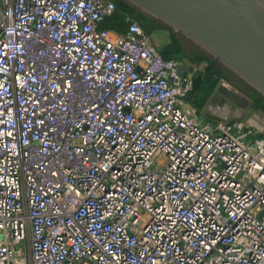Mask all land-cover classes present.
Wrapping results in <instances>:
<instances>
[{"label":"built area","instance_id":"built-area-1","mask_svg":"<svg viewBox=\"0 0 264 264\" xmlns=\"http://www.w3.org/2000/svg\"><path fill=\"white\" fill-rule=\"evenodd\" d=\"M114 11L0 0V264H264V138Z\"/></svg>","mask_w":264,"mask_h":264},{"label":"water","instance_id":"water-1","mask_svg":"<svg viewBox=\"0 0 264 264\" xmlns=\"http://www.w3.org/2000/svg\"><path fill=\"white\" fill-rule=\"evenodd\" d=\"M183 35L264 97V0H124ZM188 72L187 67L179 74ZM245 106L250 100L224 80ZM241 105V104H240Z\"/></svg>","mask_w":264,"mask_h":264},{"label":"trees","instance_id":"trees-1","mask_svg":"<svg viewBox=\"0 0 264 264\" xmlns=\"http://www.w3.org/2000/svg\"><path fill=\"white\" fill-rule=\"evenodd\" d=\"M107 1L114 4L115 11L100 23V29L123 35L128 30V19H130L136 22L143 31L151 37L153 44L157 47H159V45L153 37L154 34L157 32H165L168 34L167 42L159 48L164 59H186L189 63L194 65L206 63L203 71L193 76L191 90L185 97V102L194 107L197 112L202 110L218 82L220 80H225L249 98L255 110L264 114V97L221 63L214 61L213 57L195 43L183 35L174 33L169 26L154 19L127 1Z\"/></svg>","mask_w":264,"mask_h":264},{"label":"rangeland","instance_id":"rangeland-1","mask_svg":"<svg viewBox=\"0 0 264 264\" xmlns=\"http://www.w3.org/2000/svg\"><path fill=\"white\" fill-rule=\"evenodd\" d=\"M153 37L155 40H157V43L159 45L158 48H160L167 42L168 34L165 32H157L154 34ZM204 66H205V63H201L198 65H194V64L190 63V67L188 68V72H186V73L190 72L192 74V78H193V76L196 73L203 71ZM233 80H234V78H233ZM225 82H227V81H225ZM227 83L230 84L229 82H227ZM234 100L235 99L233 98L230 90L225 89V90L215 91V89H214V91L212 92V94L210 95L208 100L206 101L205 105L203 106L202 110L200 112H197L198 115L200 116L199 118L202 121L205 120V121H210V122H215V123L230 124V123H233L235 121H242V119L248 118L247 117L248 115L252 116V114H250L252 112L250 110V106H245L242 101H238L239 105L241 104L244 106L238 107L236 105L238 108L241 109V111H238L237 115L233 111H231L229 114L227 113L226 115H225V113L222 114V111L221 112L219 111V108H222V107L229 110V108L233 107L232 105L236 104L235 103L236 101H234ZM216 111H218V112L216 113ZM221 114H222V117H221ZM257 114H258L257 115L258 117L263 116L260 113H257ZM249 121H251L253 126H254L253 132L255 133L256 137L263 138V135H260L258 133V131H257L258 127H255L254 121L252 119H249ZM263 121H264V118H263ZM263 123H261V125H263ZM158 162L161 165H164L166 163V160L164 158H158Z\"/></svg>","mask_w":264,"mask_h":264},{"label":"flooded vegetation","instance_id":"flooded-vegetation-1","mask_svg":"<svg viewBox=\"0 0 264 264\" xmlns=\"http://www.w3.org/2000/svg\"><path fill=\"white\" fill-rule=\"evenodd\" d=\"M206 64V63H205ZM249 99V98H248ZM250 100V99H249ZM234 101H236L235 103L236 104H234V105H232L233 107H231V108H229V110L228 109H225V108H219V111L221 112L222 111V114L223 113H225V115L228 113H230L231 111H233L236 115L238 114V111H241L238 107H241V106H244V105H239V102L237 101V100H234ZM238 102V103H237ZM250 102H251V104L249 105L250 106V110L252 111L250 114H252V116L251 115H248V117L250 118V119H252L253 121H254V125H255V127H258V133L260 134V135H263V138H264V121H263V118H264V114L262 113V112H260V111H257V110H255L253 107H252V101L250 100ZM238 107H237V106ZM218 111H216V113H217ZM257 113H260V114H262L263 116L262 117H258L257 115ZM220 114V113H219ZM222 114H221V117H222ZM261 123H263V125H261Z\"/></svg>","mask_w":264,"mask_h":264},{"label":"crops","instance_id":"crops-1","mask_svg":"<svg viewBox=\"0 0 264 264\" xmlns=\"http://www.w3.org/2000/svg\"><path fill=\"white\" fill-rule=\"evenodd\" d=\"M155 41H157V40H155ZM240 109V108H239ZM241 110V109H240ZM248 117V116H247ZM249 117L248 118H244V119H242V121H244V122H249V123H251L252 124V122L251 121H249ZM253 125V124H252Z\"/></svg>","mask_w":264,"mask_h":264}]
</instances>
